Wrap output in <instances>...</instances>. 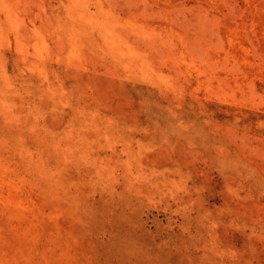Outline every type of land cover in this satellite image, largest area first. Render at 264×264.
I'll return each mask as SVG.
<instances>
[{"label": "rangeland", "instance_id": "374dc122", "mask_svg": "<svg viewBox=\"0 0 264 264\" xmlns=\"http://www.w3.org/2000/svg\"><path fill=\"white\" fill-rule=\"evenodd\" d=\"M0 264H264V0H0Z\"/></svg>", "mask_w": 264, "mask_h": 264}]
</instances>
